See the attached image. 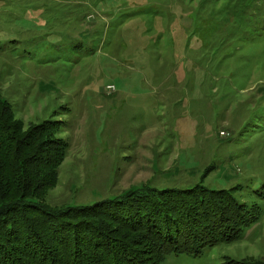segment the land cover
Wrapping results in <instances>:
<instances>
[{"label":"rangeland","instance_id":"obj_1","mask_svg":"<svg viewBox=\"0 0 264 264\" xmlns=\"http://www.w3.org/2000/svg\"><path fill=\"white\" fill-rule=\"evenodd\" d=\"M0 98L59 123L49 206L232 190L241 240L163 264L264 261V0H0Z\"/></svg>","mask_w":264,"mask_h":264},{"label":"trees","instance_id":"obj_2","mask_svg":"<svg viewBox=\"0 0 264 264\" xmlns=\"http://www.w3.org/2000/svg\"><path fill=\"white\" fill-rule=\"evenodd\" d=\"M58 122L25 124L0 98V264H163L241 240L254 222L232 190H145L90 208H53L68 145ZM225 264H264L227 259Z\"/></svg>","mask_w":264,"mask_h":264}]
</instances>
